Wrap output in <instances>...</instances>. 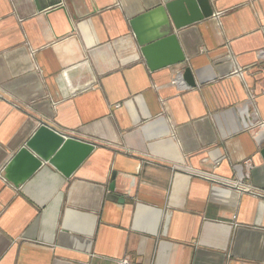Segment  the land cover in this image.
<instances>
[{
  "label": "crops",
  "instance_id": "obj_1",
  "mask_svg": "<svg viewBox=\"0 0 264 264\" xmlns=\"http://www.w3.org/2000/svg\"><path fill=\"white\" fill-rule=\"evenodd\" d=\"M209 1L189 86L129 26L161 0H0V264H264V0ZM41 122L95 149L15 188Z\"/></svg>",
  "mask_w": 264,
  "mask_h": 264
},
{
  "label": "water",
  "instance_id": "obj_2",
  "mask_svg": "<svg viewBox=\"0 0 264 264\" xmlns=\"http://www.w3.org/2000/svg\"><path fill=\"white\" fill-rule=\"evenodd\" d=\"M57 3L60 0H49V5ZM212 16L209 0H161L154 10L130 20L129 26L139 55L151 72L180 66L185 81L193 86L177 33ZM94 149L93 144L61 134L41 122L8 163L4 178L18 188L44 164L70 178Z\"/></svg>",
  "mask_w": 264,
  "mask_h": 264
}]
</instances>
